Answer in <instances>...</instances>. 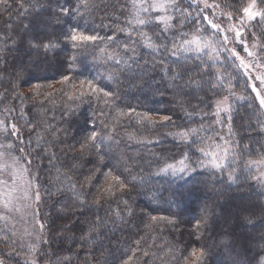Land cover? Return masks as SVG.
Returning a JSON list of instances; mask_svg holds the SVG:
<instances>
[{
	"label": "trees",
	"instance_id": "trees-1",
	"mask_svg": "<svg viewBox=\"0 0 264 264\" xmlns=\"http://www.w3.org/2000/svg\"><path fill=\"white\" fill-rule=\"evenodd\" d=\"M207 1H210L207 2L208 4L219 5L214 10L222 13L219 14L221 21L225 20L224 23L227 24V26L222 25L224 28H228L231 25H236L237 28H240L241 24L239 21L244 15L242 9L250 2V0ZM77 3L78 0H27L25 7L29 8V11L25 17L17 16V13L23 11V9L16 7L14 4L10 11H0V37L6 36L11 32L12 39L19 41L23 25L31 24L34 33L47 39L59 34L61 31H67L69 28L75 27L77 22L80 25V30L84 29L85 24H87L89 29H95V32L91 34H99L100 36L113 35L117 27L126 26L125 21L131 19L135 12L131 7V0H90L91 7L87 11L84 8H80L83 18L77 20L75 14L71 16L61 15V7L75 9ZM255 5L256 11H264V3H261V0H256ZM180 7H187V4H181ZM199 7L204 10L200 15H208L210 18L212 14L210 12L213 9H204L203 2L199 4ZM122 10L124 15H121ZM189 11H191L193 20H195L197 11L195 9H189ZM229 13H231L232 19H228ZM215 15L217 16L218 13H215ZM41 16H49L54 20L47 24L48 28L46 30L37 31L38 27L44 25ZM176 16L179 17L176 21V26L179 27L180 21L184 17L179 13ZM140 18H146L145 14L141 13ZM210 19H213V17ZM213 21L215 22L214 19ZM187 23L188 27L184 28L183 31L191 32L193 21L189 20ZM109 25L110 27H107ZM142 29L149 35L152 34L148 27L137 31H143ZM261 32H264V20H261L260 17L249 21L248 24L244 22L243 36H255L264 42ZM117 35L124 38L123 34ZM27 36L28 33H24V42L18 44L19 52L12 50L11 40H9L7 45L0 40V48L6 47L8 49L7 59L9 63L13 57L18 58L21 55L24 56L25 60L39 61V63L30 65V67L32 68V75L41 79H33L31 83L19 85L16 90L22 96H26V99L21 103L20 99H14L11 95L8 73L0 72V77H3V81L0 82V94L5 93L6 89L8 90L7 95H0V117L3 116L6 108H12L13 111L9 113L11 114V122L18 123L21 126L25 139L29 138L26 121L30 119L31 124L36 126L37 129L30 137L33 140V144L38 135L45 141V146L49 143H55V148L51 149V151H54L58 158L59 178L57 179L58 173L55 168L51 169V172L46 170L41 174V180L45 187L54 185L50 188L51 197L44 196L48 205L47 212L51 213L49 218H51L52 222L48 220L49 228L46 240L49 243H45L40 248L41 254L47 253L51 257L57 255L70 257V264H85L86 261L87 264H122L128 257H132L129 264H144L143 253L147 251L150 253L147 258L149 264H164L166 260L170 259L169 256L165 255L170 249L174 252L176 248H184L190 251L193 247H203L208 252L205 264H234V262L243 264L245 249L251 243L249 236H258L264 232V224H260L255 228L246 225L241 214L234 212V210L237 209V206L240 207L250 201H264L263 195L256 190L253 181L250 179L255 172L254 167L250 172L245 170V165L249 160H258V158L264 156V151H261V145H264V135H256V132L264 125V114H260L259 109L256 111L249 110L247 104L243 101H237L233 105L236 125L234 132L239 134L233 139L238 140L240 144L239 149L233 146V156L241 154L244 145L249 146V150L242 153V158L238 159V163L232 165V167L237 168L234 182L228 179V172L231 171L230 167L226 168L224 172L198 168L195 173L182 178L174 177L171 174L152 175V173L157 171L158 167L162 166L154 162L149 163L153 159V153H162L171 162L173 157L179 160L186 150L183 143H179L173 137L164 136V133L198 128L201 123L205 125L211 123L210 120H201L198 116H193L191 122L188 121L185 111L191 112L193 108L189 105L196 106L197 99L183 96L179 94L178 89L170 87L172 73L169 72L165 75L159 63L163 59L174 68H179L186 64L192 69L193 78L199 80L200 77L196 74L202 70L203 65H198L195 60V54L181 52L178 56L173 57L164 54L163 51L153 53L151 49L144 47L142 42L137 44L138 62L129 60L131 69L123 65L118 69L111 64L105 65V69L101 70L105 78L109 75V72H117L120 69L124 71V74L120 76L121 82L119 84L107 79L102 81V86L108 84L110 85V90L116 91L118 89L120 100L116 102L115 109H110L102 101H97L95 98L84 103L68 101L66 92L76 93L79 90V80L85 77L91 78L89 69L92 68L93 58L99 54L101 48H106L107 45L101 43L95 49L93 47L81 49L80 52L76 53L78 59L75 67L77 72H83V75L75 76L76 88L69 87L65 91L55 92L52 96L55 105L51 102H45L43 105L33 106V84L52 85V88L44 89L46 92L60 89L61 85L57 81L60 79L63 67L60 66L59 61L72 56L73 51L68 45L62 52L49 53L48 60H45L42 53L27 49ZM133 37H135V33ZM62 39L63 37H61ZM169 47H171L170 43ZM237 51L241 57L247 58L248 55L243 51V47L238 48ZM81 53L87 59H83ZM53 55L57 57L56 60L52 59ZM128 56L130 55H126L124 58L127 59ZM189 56L192 58L187 59ZM2 66L0 65V67ZM210 71L226 72L231 71V69L220 68L217 64L212 65ZM93 75H95V72H93ZM208 79V76L204 77V91H208ZM185 80H187V76L183 80L176 81V83L183 84ZM196 88L197 86L193 85L191 89L185 90L192 91L193 96H203L204 92L196 91ZM235 93L237 96L245 94L240 85L235 86ZM209 95H211V92H209ZM220 95L223 96L226 93L221 92ZM181 101H183V108L180 105ZM129 107H134L138 113H144L149 109H158L161 114H170L173 123L165 127L147 128V130L140 129L137 131L136 127H128V117H122L119 122L112 119L116 111L127 112ZM68 108L75 109V111L65 116L64 113ZM22 109L29 114L25 119H19ZM101 110L108 115H96ZM197 111H211V109H205L201 106L197 108ZM151 115L153 119H159V115L155 113H151ZM85 117L90 120L95 119L97 129L93 130L103 127L101 121H107L110 126L115 124L116 139L124 136L125 132H135L138 140L153 141V143L146 144H138L136 142L129 144L125 137L124 143H121L118 149L115 142L112 144L115 157H119L121 153L126 152L129 157H135L139 161L134 167L133 174L137 177H144V183H137L134 189L130 190L124 197L128 201L127 206L123 203L117 205L116 201L113 200L100 205L98 208L92 206L90 209L87 207L82 209L79 203L73 202L70 191L61 195L63 191L61 185L66 183L65 175L72 177V182L77 184V191H79L80 180L83 179V176L89 174L87 172V168L91 166L89 164L84 165V171L79 177L74 172L60 166L65 155L62 149L75 144V150H79L80 145L75 142L73 136L75 135L76 139L82 140L88 134L84 125ZM175 125H182L183 127L177 128ZM46 128L47 131L45 130ZM57 129L60 131H57ZM215 131L225 135L227 127L221 129L220 125H216ZM205 134L212 135L213 133H200V135ZM102 135H106V133H102ZM240 136H243L242 140ZM55 137H58L59 142L56 141ZM157 140H159V143L155 142ZM72 155V152L67 153L69 158ZM88 155L89 153H85L84 157L87 158ZM91 155L94 160L98 159L95 155V150H93ZM76 162L79 163L80 161ZM117 163L118 160L115 158L110 161L111 165H116ZM102 179L103 177H101ZM100 183L101 181H97L98 186ZM187 187H192L194 191L191 196L181 197L179 193L184 192ZM42 189L44 195V188ZM95 192L96 189L93 188V194L87 197L90 204L95 199ZM153 192L156 193V201L151 199ZM174 193L176 194L175 200L179 206H177V203H169V198ZM109 204H111V209ZM128 207L134 209V214H128ZM204 208H207L211 213L209 223L207 227L197 232L193 226L198 219H201L203 215L201 209ZM117 209L120 210L122 219L116 217L115 211ZM142 209L146 213L144 216H141ZM231 210H233V217L230 219L228 212ZM81 211H83V215H81ZM219 212L223 213L224 216L220 215ZM148 215L168 217L176 215L177 223L174 227L162 224L155 231L149 233L145 227ZM97 216L100 217L102 223L99 227L93 226L89 228L87 222L95 221ZM256 216H259V213H256ZM4 228L5 223L0 221V230ZM5 235H7L9 241L7 245L3 241ZM198 236L199 238H197ZM82 237H85L87 242L82 241ZM12 241H14L12 231L8 227L6 232L0 231V256L9 250H15L22 254L9 257L5 264H24L22 257L26 251H22ZM137 241H140L139 245ZM63 246L65 247L64 251H62ZM137 248L139 250L134 252V249ZM68 249H71V251H68ZM237 253H239V257H237ZM184 254L187 255V251ZM18 258L22 259V261L18 260Z\"/></svg>",
	"mask_w": 264,
	"mask_h": 264
},
{
	"label": "snow or ice",
	"instance_id": "snow-or-ice-1",
	"mask_svg": "<svg viewBox=\"0 0 264 264\" xmlns=\"http://www.w3.org/2000/svg\"><path fill=\"white\" fill-rule=\"evenodd\" d=\"M201 2L204 3V9L219 7L216 4H208L207 0H139V2L131 0V7L135 10L134 15H132L131 19L125 21V27H117L113 35L100 36L99 34H91L95 32V29H89L87 24H85L84 29L80 30V25L77 22L75 27L45 39L32 31L31 24H25L23 25L19 41L12 39L11 32L6 36L0 37V40L5 45L11 40L12 50L19 52L18 44L24 42V33H28L27 49L42 53L45 60H48L49 53L62 52L65 47L70 45L73 55L59 61L60 66L63 67V72L57 83L61 85V88L46 92L44 89L52 88V85L33 84V106L43 105L45 102H51L55 105V101L52 100L55 92L65 91L69 87L76 88L75 76L83 75V72H77L75 67L78 59L76 53L80 52L81 49H87L88 47L95 49L101 43L107 44V47L101 48L99 54L93 58L92 68L89 69L91 78L80 79L79 90L76 93L66 92L68 101L84 103L95 98L97 101H102L110 109L116 108V102L120 100V96L118 95V89L116 91L110 90V85L104 84L102 86V81L107 79L119 84L121 82L120 76L124 74V71L120 69L117 72H109V75L105 78L101 71L105 69V65L111 63L118 69L121 65L131 69L129 60L138 62L136 45L141 42L144 47L151 49L153 53L163 51L164 54L173 57L178 56L181 52L194 53L198 65H203L202 70L196 74L200 77L199 80L193 78L192 69L186 64L179 68H174L163 59L159 63L165 75L169 72L172 73L170 87L178 89L179 94L183 96L197 99L196 106L189 105L193 110L191 112L185 111L188 121L191 122L193 116H198L201 120H210L211 123L207 125L201 123L198 128L164 133V136L173 137L179 143H183L186 150L179 160L173 157L171 162L168 161L164 154L153 153V159L149 163L154 162L162 166L158 167L157 171L152 173V175L171 174L174 177L182 178L195 173L198 168L224 172L226 168L230 167L231 171L228 172V179L234 182L237 168L232 167V165L238 163V159L242 158L243 152L249 150V146L244 145L241 154L233 156V146L237 149L240 148L239 141L233 139V137L239 135L234 132L236 125L233 105L237 101H243L247 104L249 110L256 111L259 109L260 114H264V55H260V53H264V46L259 47V53L249 51L250 45L243 36L244 22L245 19L252 21L256 17L264 20V11H253L256 0H250L249 4L242 9L244 15L241 17V27L237 28L236 25H231L228 28H224L220 23L210 19L208 15H200L204 11L199 7ZM25 3H27V0H0V11H10L15 4L16 7L23 9V11L17 13V16L25 17L29 11V8L25 7ZM184 3L187 4V7H180ZM261 3H264V0H261ZM90 7V0H78L75 9L61 7L60 13L62 16L75 14L77 20H79L83 18L80 8H84L87 11ZM189 9L197 11L195 20H193ZM141 13L145 14L146 18H140ZM177 13L184 17L180 21L179 27L176 26V21L179 18L176 16ZM121 15H124L123 10ZM228 19H232L231 13L228 14ZM189 20L193 21L191 32L183 31L184 28L188 27L187 22ZM9 27L11 26L9 25ZM107 27H110V25ZM144 27H148L152 34L149 35L147 32L137 31ZM210 30L211 34L209 35ZM134 33L135 37H133ZM117 34H123L124 39L122 42L120 35ZM61 37H63L62 40ZM261 37H264V32H261ZM169 43L171 47H169ZM113 44L116 47L108 51ZM240 47H243V51L252 58L249 62H246L240 56L237 51ZM251 47H257V45L253 44ZM7 51L6 47L0 48V65H3L0 67V72L8 73L11 95L14 99H20L21 103H23L26 96H22L16 89L21 84L31 83L33 79H41L32 75V68L30 67V65L39 63V61L25 60L24 56L21 55L18 58L13 57L9 63ZM128 53H132V55L125 59L124 57ZM81 56L83 59H87L83 53H81ZM100 56H103L104 59L101 60ZM191 58L190 56L187 57V59ZM52 59L56 60L57 57L53 55ZM217 64L220 68L231 69V71H210L212 65ZM65 65L66 67H64ZM93 72H95V75H93ZM185 76H187V80L183 84L176 83V81L183 80ZM205 76L209 77L207 81L209 85L208 91L203 89ZM2 81L3 77H0V82ZM193 85L197 86L196 91H203L204 95L193 96L192 91L185 90L191 89ZM237 85L243 88L244 95H236L235 86ZM7 92L8 90L6 89L5 93L0 95H7ZM209 92H211V95H209ZM221 92H225L226 95L221 96ZM180 105L183 108V101L180 102ZM201 106L205 109H211V111H197V108ZM12 111V108L5 109L7 113ZM74 111L75 109L68 108L64 115H70ZM151 113L159 115V119H153ZM96 115L105 116L108 114L101 110ZM26 116H29V114L22 109L19 119H25ZM122 117H128V127H136L137 131L140 129L147 130V128L165 127L173 123L170 114H161L158 109H149L144 113H138L134 107H129L127 112L116 111L112 119L119 122ZM26 123L28 139L23 136L22 128L18 123H12L7 119L0 120V221H7L9 219L8 214L21 211V206L26 210L25 214H27V210L32 209L33 203L39 205L44 196L51 197L50 188L54 185L45 187L41 180L43 172L46 170L51 172V169L55 168L58 173L57 179L59 178L58 158L56 153L51 151V149L55 148V143H49L45 146V141L38 135L33 144V140L30 137L37 129L36 126L31 124L30 119ZM101 123L103 127L93 130L97 129L95 119L90 120L85 117L84 125L88 134L82 140L76 139L75 135L73 136L75 142L80 145L79 150H75V144L62 149L65 155L60 166L74 172L77 177L83 173L85 164L91 165L87 168L89 174L83 176V179L79 182V191H77V184L72 182V177L67 175H65L66 183L61 185L63 190L61 195L70 191L73 202L79 203L82 209L85 207L90 209L92 206L98 208L100 205L113 200L116 201L117 205L123 203L127 206L128 201L124 197L130 190L134 189L137 183L143 184L144 177H137L133 174L134 167L139 161L135 157H129L126 152L121 153L119 157H115L112 144L115 142L118 149L119 145L124 143L125 137L129 144L132 142L138 144L153 143V141L146 139L138 140L135 132H125L124 136L116 139V125L110 126L107 121H101ZM89 125L91 126L90 128ZM216 125H220L221 129L227 127V133L221 135L216 132ZM175 127L181 128L183 126L175 125ZM45 130L47 131V128ZM57 131L60 130L57 129ZM202 132H212L213 134L200 135ZM102 133H106V135H102ZM256 135H264V125L260 127ZM11 137H16L17 142L13 143L10 139ZM55 139L59 142L58 137H55ZM240 139L242 140L243 136H240ZM155 142L159 143V140ZM93 150H95V155L98 159H93L91 155ZM261 151H264V145H261ZM68 152L73 153L71 158L67 156ZM85 153H89L87 158L84 157ZM114 158L118 160V163L111 165L110 161ZM76 161L80 162L77 163ZM253 167L257 169V174L251 176L250 179L255 181L261 190H264V157L259 160H249L245 165V170L250 172ZM33 168L36 169L35 172ZM101 177H103L102 180ZM97 181H101L99 186ZM41 188H44V195L41 193ZM93 188L96 189L95 199L90 204L87 197L93 194ZM193 191L192 187H187L179 195L181 197L191 196ZM175 196L176 194L174 193L169 198L170 204L177 203ZM151 199L156 201L155 192L152 193ZM177 206H179L178 203ZM109 208L111 209V204H109ZM201 211L203 213L201 219H198L193 226L197 232L208 226L211 215L207 208L201 209ZM239 211L243 215V222L246 225L255 228L260 224H264V201L256 200L242 204L239 207ZM127 212L132 215L134 214V209L128 207ZM256 213H259V216H256ZM145 214V210L142 209L141 216ZM38 215L39 210L37 208L32 212V217L35 225L39 226V231L42 233L45 229V223L37 218ZM81 215H83V211H81ZM115 215L118 219H122L119 209L115 211ZM49 221L52 222L51 218H49ZM87 223L89 228H92L93 226L99 227L102 221L97 216L95 221H88ZM176 223V215L172 217L148 215L145 227L151 233L162 224L174 227ZM6 230L7 224L0 231L6 232ZM36 239L42 240L43 243H49V241L43 240L39 234H37ZM81 239L87 242L85 237ZM249 240L251 243L245 249L243 264H264V232L258 236H249ZM3 241L6 245L8 244L7 235L3 237ZM12 243L15 242L12 241ZM139 243L140 241H137L138 245ZM20 247L22 249L24 246L21 245ZM138 250V248L134 249V252ZM28 251L30 254L35 252L36 246L29 244ZM68 251H71V249H68ZM186 251L187 255L184 254ZM44 255H47V253L41 254L39 259L36 257L25 259L24 264H39V260H43ZM165 255L169 256L170 259L166 260L164 264H205L208 252L203 247H193L190 251L184 248H176L174 252L170 249ZM14 256H19V252L9 250L0 256V264H5L9 257ZM149 256V252L145 251L143 253L144 264H149L147 259ZM237 257H239V253H237ZM131 259L132 257H128L122 264H129ZM49 264H70V257H59L54 262L49 260ZM85 264H87V261Z\"/></svg>",
	"mask_w": 264,
	"mask_h": 264
},
{
	"label": "rangeland",
	"instance_id": "rangeland-1",
	"mask_svg": "<svg viewBox=\"0 0 264 264\" xmlns=\"http://www.w3.org/2000/svg\"><path fill=\"white\" fill-rule=\"evenodd\" d=\"M207 2H210V1H207ZM210 4V3H209ZM209 9H213L210 13L211 16L210 18L213 17V19L215 20V22L217 21V23H220L221 26H227L226 23H224V21H221V16H219V14H222L220 13V11L218 10H214V8H209ZM218 9V8H216ZM256 5L254 6L253 8V11H256ZM218 15L216 16L215 13ZM41 20H43V24L42 26L38 27L37 31H44L48 28V25L47 24H50L53 20L48 16V17H43L41 16ZM48 21H50L48 23ZM239 23L241 24V20L239 21ZM245 23H249V21H247L245 19ZM238 25V24H237ZM143 30V29H142ZM143 32H145V30H143ZM244 38L247 40L248 44L250 45L249 47V51L253 52V53H259V47L260 46H264V42H262L260 39H258L257 37L255 36H252V37H249V35H244ZM121 39V42L123 41L124 38L120 37ZM253 44H256L257 47H251V45ZM103 45H107L106 43H103ZM116 45L113 44L111 46V48L108 49V51H111L112 48H115ZM136 49H137V46H136ZM127 55H132V53H128ZM260 55H264V53H260ZM126 56V55H125ZM100 59L103 60L104 57L103 56H100ZM252 58L247 56V58L245 57V61L246 62H249ZM107 65H111V63L107 64ZM28 90V89H27ZM11 114L7 113V112H4L3 113V116L0 117V120H9L11 122ZM13 123V122H12ZM12 140L13 143H16L17 142V138L16 137H11L10 138ZM264 157V156H263ZM262 157L258 158L261 159ZM255 169V172L253 174L256 175L257 174V169L254 167ZM35 168H33V171L35 172ZM253 185L254 187L256 188V190L258 192H260L263 197H264V190H261L260 187L256 184L255 181H253ZM41 193L43 195V189L41 188ZM38 208L39 210V215H38V219L45 223V229L44 231L41 233L39 231V226L38 225H35L34 223V220H33V217H32V212L34 210H36ZM47 209H48V205L47 203L45 202V198L40 202L39 205H36L35 203H33V206H32V209L31 210H27V214H25L26 210L23 209V207L21 206V211L19 212H13V213H10L8 214L9 215V219L7 221H3L5 224H7V227L12 231V238L15 242V244L17 245V247L21 248L20 246L23 245L24 247L21 249L22 251H26L25 252V255H23V262L25 261V259H31L33 257H36L37 259H39V256L41 255V250L40 248L45 245V243L42 242V240H37L36 237H37V234H39L43 240H46L47 238V234H48V228H49V223H48V220H49V212H47ZM238 209V210H237ZM237 209L234 210V212H238L240 213L239 211V207L237 206ZM233 210H231L229 213V218L231 219V217H233ZM51 212V211H50ZM62 212V211H61ZM220 215H223V213L219 212ZM241 214V213H240ZM239 214V215H240ZM224 216V215H223ZM241 216L243 217V215L241 214ZM13 233H15V235H13ZM29 244H34L36 246V251L33 252V253H29L28 251V245ZM79 248V247H78ZM65 250V247L63 246L62 247V251ZM22 254V253H21ZM19 254V256L21 255ZM56 255V254H55ZM59 257L61 256H45L44 255V258L43 260H39V264H49V260L51 261H56ZM20 258H18L19 260ZM22 261V259H20Z\"/></svg>",
	"mask_w": 264,
	"mask_h": 264
}]
</instances>
